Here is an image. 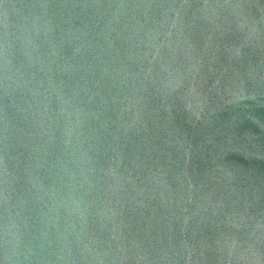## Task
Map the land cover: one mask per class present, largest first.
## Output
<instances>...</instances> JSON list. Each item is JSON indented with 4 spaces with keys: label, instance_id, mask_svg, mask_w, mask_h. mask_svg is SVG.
Here are the masks:
<instances>
[{
    "label": "water",
    "instance_id": "95a60500",
    "mask_svg": "<svg viewBox=\"0 0 264 264\" xmlns=\"http://www.w3.org/2000/svg\"><path fill=\"white\" fill-rule=\"evenodd\" d=\"M0 264H264V0H0Z\"/></svg>",
    "mask_w": 264,
    "mask_h": 264
}]
</instances>
